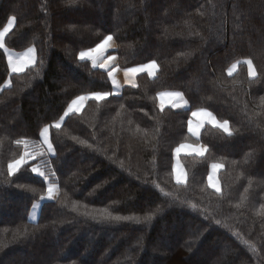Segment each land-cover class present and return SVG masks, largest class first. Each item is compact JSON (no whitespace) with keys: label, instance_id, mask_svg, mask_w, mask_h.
<instances>
[{"label":"trees","instance_id":"trees-1","mask_svg":"<svg viewBox=\"0 0 264 264\" xmlns=\"http://www.w3.org/2000/svg\"><path fill=\"white\" fill-rule=\"evenodd\" d=\"M11 17L5 47H34L36 62L12 73L0 48V264H264V0H0V30ZM108 35L120 69L155 61V76L52 127L77 96L112 92L108 73L78 58ZM163 92L189 107L161 108ZM197 109L228 120L233 135L206 125L194 139ZM45 126L55 154L29 165L57 186L51 200L30 167L7 176L23 152L14 141L40 145ZM185 143L207 151L180 157L177 183L174 151ZM214 163L219 192L208 183ZM105 210L152 219L104 220Z\"/></svg>","mask_w":264,"mask_h":264},{"label":"snow or ice","instance_id":"snow-or-ice-1","mask_svg":"<svg viewBox=\"0 0 264 264\" xmlns=\"http://www.w3.org/2000/svg\"><path fill=\"white\" fill-rule=\"evenodd\" d=\"M15 17L9 18L7 25L3 27L2 30H0V48H3L5 53L8 56V66L12 73H22L29 67L35 64L36 62V50L34 47L27 48L26 51L23 53H18L13 55L10 49L5 47V37L6 35L11 31L12 27L14 26ZM113 40V37L111 35L106 36L99 44H97L95 47L88 48L87 50H82L79 52V60L80 61H90L92 66L104 68L108 71V77L111 79L112 85L116 90H119L121 85L119 81L116 79L114 72L115 68L110 67L109 61H114L115 57L113 56H107L105 57V53L108 51L109 47L111 46L110 42ZM237 63H240L239 61ZM237 63H234L231 65V67L228 69L229 75L232 74V72L237 68ZM243 63H246L249 67V75L254 77L256 75V72L253 68L252 61L251 60H245ZM158 66L156 65L155 61H152L149 64L141 65L139 67H132V68H126L124 70V75L126 78V83L132 84L133 87H135L134 83V76L137 72L141 71H148L151 75L153 72V69H156ZM113 92L109 91H96L92 92L88 95H82L77 96L75 99L71 101V103L68 105L67 110L64 112L63 116L61 117V121L68 117L71 113L79 112L80 109L83 107L86 101H104L106 100L110 95H113ZM160 96H169L172 98L171 107L172 108H181L187 105V101L184 100L183 94L181 92H168V93H160ZM264 103V99L261 101ZM121 108H123V105H121ZM161 108H163V104H161ZM192 115L198 116L202 115L204 119H200L196 121L195 123L190 119L188 121V131L193 135L197 136L199 135L200 128L205 124H211L213 127L221 129L225 134L228 136L233 135L232 129L230 127V122L228 120H217L215 116L211 112H208L206 109H198L197 112H193ZM52 127H55L59 129L61 127V124L59 122L52 125ZM49 127L45 126L42 129V132L40 135L43 137V145H46L47 153L55 154V150L53 148V144L51 140L49 139ZM75 139V137H73ZM14 143L18 146L23 147V152L19 155H14L13 159L8 162L7 165V176H13L14 174L20 172L21 170L27 171L28 167L31 168L32 173H36L38 176L43 177L45 181H48L47 186V193L46 198L51 199L54 195V193L57 191L56 186L50 182V177L46 175L44 171L41 170V167L39 164L36 165H29L30 160H35L37 157H44L46 155L45 151L42 147L39 146H32L31 150L30 148V141L26 138L16 139ZM80 143H85V141H80ZM181 147H184V145H181ZM195 151L198 155H203L204 152L207 150L204 146H196L192 149ZM180 148L176 149V152L179 153ZM28 166V167H25ZM213 173L216 172L217 169L222 168L223 165L221 164H212L211 165ZM2 174V173H0ZM54 175V173H52ZM184 177L177 174L176 175V181L177 183H181L183 181ZM20 187H24L23 185H20ZM33 193H36L35 188L28 189ZM216 191L219 192V187H216ZM41 200H43L45 197L41 196ZM38 205L34 204L33 207H37ZM75 207V205H73ZM192 207H195V205H192ZM239 207V205H237ZM262 209H264V206H262ZM100 218L104 220H110V221H134L136 223H140L141 219L144 221H149L152 219V214H149L147 216L141 217H126V216H118V215H112L107 210L99 213ZM247 243V242H245ZM250 247L254 248V245H249Z\"/></svg>","mask_w":264,"mask_h":264},{"label":"crops","instance_id":"crops-1","mask_svg":"<svg viewBox=\"0 0 264 264\" xmlns=\"http://www.w3.org/2000/svg\"><path fill=\"white\" fill-rule=\"evenodd\" d=\"M111 46L109 47L108 51L105 53V57L107 56H113L115 57V60L114 61H109V65L110 67L112 68H115V72H114V75L116 77V79L119 81L121 87L119 90H116L114 88V86L112 85V82H111V79H110V82H111V85H112V92L114 93L113 95H119L122 91V89L126 86H132V84L130 83H126V78H125V75H124V70L120 69L118 66H117V63H118V58L117 56L113 53L115 52L116 50V44H115V41L114 39L110 42ZM12 52V51H11ZM13 55L15 56V54H18V53H15V52H12ZM20 53H23V52H20ZM7 56V54H6ZM7 59H8V56H7ZM90 62V61H89ZM91 63V62H90ZM151 63V62H150ZM149 64V63H147ZM146 65V64H145ZM141 66V65H139ZM139 66H136V67H139ZM95 68H98L100 70H103V71H106L108 73V71L104 68H99V67H95ZM156 71H157V68L156 69H153V72L152 74L150 75L148 71H141V72H137L134 76V83L136 84V77L140 74H144L146 73L148 76L150 77H154L155 74H156ZM233 73V72H232ZM163 93H168V92H163ZM184 98V97H183ZM158 99H159V102L160 104H163V107H171V103L173 102L172 101V98L165 95V96H158ZM185 100V98H184ZM186 101V100H185ZM87 101L85 102V104L83 105V107L80 109L79 112H74V113H80L82 112V110L84 109L85 105H86ZM189 107L188 103L186 106L184 107H181V108H174V109H187ZM172 108V107H171ZM198 110V109H197ZM197 110H194L191 112V115H190V118L189 120L191 119L194 123L200 119H204V117L202 115H198V116H193L192 113L193 112H197ZM208 111V110H207ZM209 112V111H208ZM72 114V113H71ZM214 116V115H213ZM217 119V118H216ZM188 120V121H189ZM211 126L213 127L211 124H208V123H205L201 128H200V131H199V135L198 137L197 136H193L189 131V134L194 138V139H198L199 136H200V133L202 131V129L206 126ZM187 130H188V122H187ZM184 145V147H181V145L177 148H180V151L179 153L176 152V149L174 151V163H173V172H174V177H175V181H176V175L179 174L181 176L184 177L183 181L181 183H184L186 181V173H185V170L180 162V157L183 156V155H195V156H198V157H203L206 153V151L204 152L203 155H198L195 151H193L192 149L196 146H204L203 144H191V143H185V144H182ZM205 147V146H204ZM207 149V148H206ZM36 165V164H35ZM222 168H219L216 170L215 173H213V170H212V167L210 169V173L208 175V183H209V186L216 191V187H219L220 188V185H219V181H218V173L220 172ZM177 182V181H176ZM54 199V198H53Z\"/></svg>","mask_w":264,"mask_h":264},{"label":"rangeland","instance_id":"rangeland-1","mask_svg":"<svg viewBox=\"0 0 264 264\" xmlns=\"http://www.w3.org/2000/svg\"><path fill=\"white\" fill-rule=\"evenodd\" d=\"M12 52H14V51H12ZM15 53H17V52H15ZM143 65H145V64H143ZM137 66H139V65H137ZM133 67H136V66H133ZM132 68V67H131ZM9 85V82H7L4 86L6 87V86H8ZM81 113V112H80ZM65 119V118H64ZM63 119V120H64ZM63 120L61 121V120H59L58 122L60 123V124H62V122H63ZM49 129H50V127H49ZM40 145L37 143H34V142H32V143H30V148H29V150H31V148H32V146H41L42 148H43V150L45 151V153H46V155L45 156H50V155H52L51 153H47V150H46V145H43V137L40 135ZM38 158V157H37ZM34 160H30L29 162H33ZM37 164H41V163H37ZM40 167H41V165H40ZM42 168V167H41ZM43 171V170H42ZM55 185V184H54ZM56 186V185H55ZM56 189H57V191L54 193V195H53V197L51 198V199H53V198H55V196H56V194H57V192H58V188H57V186H56ZM51 199H48V198H46V196H45V198L43 199V200H51ZM40 204H41V202H37L36 203V205H38L37 207H32V209H31V212H30V215H29V220L31 221V222H34V221H36L37 220V218H38V214H39V209H40Z\"/></svg>","mask_w":264,"mask_h":264}]
</instances>
